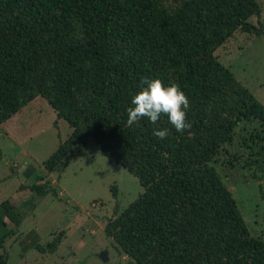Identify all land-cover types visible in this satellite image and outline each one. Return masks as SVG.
I'll return each mask as SVG.
<instances>
[{
    "label": "trees",
    "instance_id": "1",
    "mask_svg": "<svg viewBox=\"0 0 264 264\" xmlns=\"http://www.w3.org/2000/svg\"><path fill=\"white\" fill-rule=\"evenodd\" d=\"M261 11L257 0H0V125L42 97L71 127L47 172L91 138L138 178L143 191L104 224L133 264H264V239L211 164L244 121L247 164L264 172V104L214 54L235 31L259 34L250 18ZM153 78L187 96L189 128L165 115L126 123L131 95ZM20 187L33 192L22 208L58 194L47 180ZM22 218L12 197L0 203V249ZM35 243L52 253L61 237Z\"/></svg>",
    "mask_w": 264,
    "mask_h": 264
},
{
    "label": "rangeland",
    "instance_id": "2",
    "mask_svg": "<svg viewBox=\"0 0 264 264\" xmlns=\"http://www.w3.org/2000/svg\"><path fill=\"white\" fill-rule=\"evenodd\" d=\"M257 1L261 14L250 21L260 26L259 34L235 31L214 54L264 104V0ZM252 126L239 122L211 164L231 190L250 233L264 239V172L247 164L248 139L244 142ZM70 132L68 122L58 118L42 97L0 125V203L12 197L23 214L0 250L10 264H133L106 236L104 224L134 201L143 187L126 168L101 154L91 138L74 149L62 172H47L44 160ZM43 180L50 181L57 196L47 194L35 208H22L33 192L20 185ZM57 234L61 243L54 252L35 248L33 243L45 245ZM102 250H107V262L99 258Z\"/></svg>",
    "mask_w": 264,
    "mask_h": 264
},
{
    "label": "clouds",
    "instance_id": "3",
    "mask_svg": "<svg viewBox=\"0 0 264 264\" xmlns=\"http://www.w3.org/2000/svg\"><path fill=\"white\" fill-rule=\"evenodd\" d=\"M189 101L178 84L170 83L163 85L157 79H144L139 90L130 98V106L126 108V123L131 126L146 117L147 120L156 124L161 115H165L167 121L177 132L190 127L186 121V110ZM153 135L163 140L167 134V128H153Z\"/></svg>",
    "mask_w": 264,
    "mask_h": 264
},
{
    "label": "water",
    "instance_id": "4",
    "mask_svg": "<svg viewBox=\"0 0 264 264\" xmlns=\"http://www.w3.org/2000/svg\"><path fill=\"white\" fill-rule=\"evenodd\" d=\"M99 258H100L103 262H107V260H108L107 250H102V251L99 253Z\"/></svg>",
    "mask_w": 264,
    "mask_h": 264
}]
</instances>
